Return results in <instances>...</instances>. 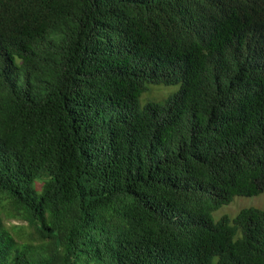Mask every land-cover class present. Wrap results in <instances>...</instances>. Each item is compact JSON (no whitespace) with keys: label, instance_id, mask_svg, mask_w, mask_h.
Segmentation results:
<instances>
[{"label":"trees","instance_id":"1","mask_svg":"<svg viewBox=\"0 0 264 264\" xmlns=\"http://www.w3.org/2000/svg\"><path fill=\"white\" fill-rule=\"evenodd\" d=\"M263 193L264 0H0V264H264Z\"/></svg>","mask_w":264,"mask_h":264},{"label":"rangeland","instance_id":"2","mask_svg":"<svg viewBox=\"0 0 264 264\" xmlns=\"http://www.w3.org/2000/svg\"><path fill=\"white\" fill-rule=\"evenodd\" d=\"M178 87H163V86H152L149 85L146 88V91L140 98L141 104H145L147 102H154V103H162L167 96L176 93ZM40 183L36 184V187L39 188ZM260 209L264 211V193L260 194L255 197H236L233 201L226 206H222L217 211L212 214V219L214 222H217L221 217L226 216L230 219L234 218L238 212L242 209ZM7 226H26L25 223L22 222H7ZM26 232L29 230L25 227Z\"/></svg>","mask_w":264,"mask_h":264}]
</instances>
